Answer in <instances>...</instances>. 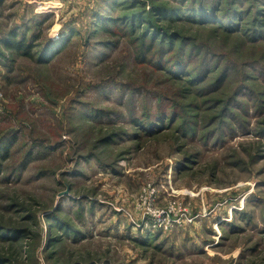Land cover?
I'll list each match as a JSON object with an SVG mask.
<instances>
[{
	"label": "rangeland",
	"instance_id": "374dc122",
	"mask_svg": "<svg viewBox=\"0 0 264 264\" xmlns=\"http://www.w3.org/2000/svg\"><path fill=\"white\" fill-rule=\"evenodd\" d=\"M129 1L0 0V264H264V0Z\"/></svg>",
	"mask_w": 264,
	"mask_h": 264
},
{
	"label": "trees",
	"instance_id": "16d2710c",
	"mask_svg": "<svg viewBox=\"0 0 264 264\" xmlns=\"http://www.w3.org/2000/svg\"><path fill=\"white\" fill-rule=\"evenodd\" d=\"M130 3L129 4H134V6L136 5V1L134 0H130L129 1ZM113 4H118L117 2H114ZM112 4V5H113ZM189 14V13H188ZM192 14V13H191ZM147 15V16H146ZM178 15H180L179 11L177 9H170V8H166L164 6H161V5H158V6H153L152 9L150 11H148L147 13L145 12L142 16H140V13H137L136 15H124L122 17H119L118 21L117 22H114V20L108 18V17H105V19H103L102 17H97L98 20L95 21V22H98V21H103V25H104V22L106 23H109L110 24V21H113L112 24L116 25L115 28H113L114 30H123V28H129V29H132V25H135V22H138L140 21L142 23L143 22H146V24L148 25L146 27V29H150L149 32L152 31L153 33V30L154 29H157V31L159 32V27H157L153 22L158 19H162V20H167L169 22H173L175 18L179 17ZM145 19H144V18ZM192 18H190L189 21H192V22H195V23H200V24H204V25H210L212 27H216L215 24H217V22H213L214 21V16H213V12H206V13H199V14H196V15H192L191 16ZM130 19H131V23H130ZM120 20H125L127 21V23H124V26H120L119 22ZM212 21V22H211ZM209 22L211 24H209ZM214 23V24H213ZM97 26H99L98 24L99 23H96ZM127 24V25H126ZM100 28V27H99ZM102 28V27H101ZM157 32V34H158ZM22 33H20V31L18 30V33L17 32H9L7 34V37L5 39H2V41L0 42V44H2V46L4 47V49L8 50V51H11V52H15L18 56L20 57H24L26 59H32V55H33V51H31L32 49V46L31 44H25V36L21 35ZM69 34V33H68ZM66 35V37H61L62 39L61 40H47L46 41V44L43 46H39L38 50L36 51V53H34V59L37 61V64L39 65H45L47 64V62H49L51 60V58H53L55 55H57L65 46L66 44H68L67 42V39L69 38V35ZM156 35V33H154ZM63 36V35H62ZM148 37V35H147ZM160 39H162L163 37L166 38L165 36H159ZM150 38L152 39L151 37V34H150ZM149 42H151V45H149L147 47V51H151L152 49V43H153V40H151ZM163 40V39H162ZM161 43L163 41H160ZM163 45V43L161 44ZM167 50V49H166ZM164 51H161V54L163 53ZM161 54L156 57L154 60H153V65L155 68H160V66H163V68L168 71H170L171 69H169L168 67V59L166 58H163L161 56ZM36 57V58H35ZM174 70V69H173ZM175 72V71H174ZM164 113V112H162ZM161 113V114H162ZM160 114V115H161ZM164 116V114L162 115ZM155 125H160V123H157L154 122L151 124V127H157ZM159 129V127L157 128ZM157 129L153 130V131H156ZM5 237H8V238H11V236L9 235H6Z\"/></svg>",
	"mask_w": 264,
	"mask_h": 264
},
{
	"label": "built area",
	"instance_id": "2783aa9c",
	"mask_svg": "<svg viewBox=\"0 0 264 264\" xmlns=\"http://www.w3.org/2000/svg\"><path fill=\"white\" fill-rule=\"evenodd\" d=\"M0 97H2V94L0 93Z\"/></svg>",
	"mask_w": 264,
	"mask_h": 264
},
{
	"label": "crops",
	"instance_id": "0c3cea01",
	"mask_svg": "<svg viewBox=\"0 0 264 264\" xmlns=\"http://www.w3.org/2000/svg\"><path fill=\"white\" fill-rule=\"evenodd\" d=\"M9 32V31H8ZM18 33V30L16 31Z\"/></svg>",
	"mask_w": 264,
	"mask_h": 264
}]
</instances>
